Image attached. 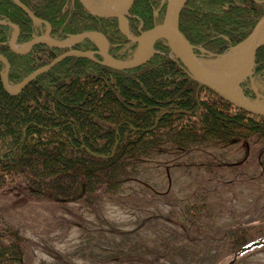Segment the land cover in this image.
<instances>
[{"label":"trees","instance_id":"1","mask_svg":"<svg viewBox=\"0 0 264 264\" xmlns=\"http://www.w3.org/2000/svg\"><path fill=\"white\" fill-rule=\"evenodd\" d=\"M165 9L163 0H135L128 17L130 34L153 29ZM263 15L264 2L256 0H186L179 29L192 45L219 56L242 42ZM0 20L11 24L0 23V56L9 64L11 85L70 49L38 42L26 54L14 53L9 47L14 26L16 44L43 35L48 24L56 40L103 34L117 60L128 61L137 50L116 18L92 15L79 0H0ZM72 49L91 50L101 60L89 38ZM155 50L148 62L127 70L72 55L34 76L15 96L3 88L5 65L0 60V192L17 184L34 201L93 209L104 198L122 194L146 163L161 155L207 149L223 153L249 145V157L264 165V117L200 86L171 57L165 40L157 41ZM260 75L264 44L252 72L255 79ZM250 85L245 81L241 87L254 98ZM258 90L264 96V89ZM210 206L203 197L195 207L197 221L211 216ZM223 234L233 253L256 239L246 227ZM28 240L0 219V264H25ZM110 258L118 255L111 251ZM58 259L66 261L59 254Z\"/></svg>","mask_w":264,"mask_h":264},{"label":"rangeland","instance_id":"2","mask_svg":"<svg viewBox=\"0 0 264 264\" xmlns=\"http://www.w3.org/2000/svg\"><path fill=\"white\" fill-rule=\"evenodd\" d=\"M101 1L112 9L124 2ZM249 150L155 157L93 209L34 201L14 184L0 192V219L29 239L25 264H264V244L234 260L223 234L246 227L264 239V165ZM203 197L212 214L201 222L195 207Z\"/></svg>","mask_w":264,"mask_h":264},{"label":"water","instance_id":"3","mask_svg":"<svg viewBox=\"0 0 264 264\" xmlns=\"http://www.w3.org/2000/svg\"><path fill=\"white\" fill-rule=\"evenodd\" d=\"M83 6L93 15L100 16V17H115L118 18L120 21L121 29L125 35H128V23L127 19L125 18V14L128 12L130 7L132 6L134 0H126L124 4V10L122 14H119L117 12H100L95 9H93L89 4H87L84 0H80ZM167 1V10L166 15L162 23L155 26V28L148 33V35H141L139 37H129V39L133 42H136L138 44L147 43L148 44V52L140 57L134 58L132 61L127 63H121L117 62L115 60H112L108 56V46L107 41L105 37L101 34V38L104 40V50L101 52V56L103 58V64L112 67L115 69H131L135 68L137 66H140L147 62L150 57L153 55L154 51V44L158 39L161 38H171L172 40H169V46L172 50V52L175 54V56L180 60L184 68L191 74V76L199 83V85H203L206 88L213 91L215 94L219 95L224 100L228 101L233 106L258 115V116H264V106L259 105L255 103L254 101L248 99L243 95V93L240 90V84L247 79V77L250 75L251 70L254 65V58L257 49L264 43V37L261 35L262 30L264 29V16L256 23L253 30L249 34V36L242 41L237 46L233 47L229 53H224L221 55V58L227 59L229 57V54L233 53L237 49L242 48L243 51H245L244 57L239 64V66L236 67L232 72H230L227 76H225L222 79H215L211 77L202 67L201 63L199 62L196 53H198V49H196L193 45L190 44V42L185 38V36L180 32L179 30V14L180 11L185 3V0H166ZM123 25V27H122ZM91 34L85 33L83 35L78 36L77 38L73 39V41L70 42H59L54 39H52L49 34H44L41 37L35 38L32 41H30L26 47V50H29L31 45L36 40H45L50 42L51 44H54L55 46H71L77 41H79L81 38L90 36ZM11 49L13 51H16V48L14 46V41L10 42ZM75 54L73 51H69L64 53L59 58L55 59L48 67L53 66L58 61H60L62 58L70 55ZM79 55L85 57V58H91L90 54L88 52H79ZM92 59V58H91ZM47 68V67H46ZM40 70L33 73L31 76L23 80L17 90L15 92L9 91V84L7 81V70L2 74L3 77V87L4 89L9 92L10 94H18L22 91L23 87L27 83V81L34 76L36 73H38ZM238 92L236 93V91ZM255 94L258 97H261L257 92ZM258 243H255L256 245Z\"/></svg>","mask_w":264,"mask_h":264},{"label":"bare ground","instance_id":"4","mask_svg":"<svg viewBox=\"0 0 264 264\" xmlns=\"http://www.w3.org/2000/svg\"><path fill=\"white\" fill-rule=\"evenodd\" d=\"M87 4H89L93 9L97 11H112L117 12L119 14L123 13L124 5H119L116 9H112L109 4L106 2L100 1V0H84ZM15 31H17V28L14 26ZM148 35V34H147ZM93 40L103 49L104 48V42L101 39V37L95 35L93 36ZM171 40V39H170ZM148 44L143 43L140 46V49L138 51L137 56L140 57L148 52ZM245 51L243 50H236L233 53L229 54V57L227 59H222V61H226L225 65H217L214 61L208 60V61H202V65L204 70L213 78L215 79H222L225 76H227L230 72H232L234 69H236L237 66L241 63L243 57H244ZM11 91H14L15 88L11 87ZM238 90L236 91V93ZM264 106V104H263Z\"/></svg>","mask_w":264,"mask_h":264}]
</instances>
